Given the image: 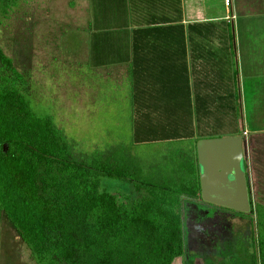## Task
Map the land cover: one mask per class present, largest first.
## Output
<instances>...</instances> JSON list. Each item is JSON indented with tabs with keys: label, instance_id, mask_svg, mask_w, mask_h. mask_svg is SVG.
Here are the masks:
<instances>
[{
	"label": "trees",
	"instance_id": "16d2710c",
	"mask_svg": "<svg viewBox=\"0 0 264 264\" xmlns=\"http://www.w3.org/2000/svg\"><path fill=\"white\" fill-rule=\"evenodd\" d=\"M18 3L0 0V15ZM26 86V77L0 47V212L34 263L172 264L183 255L182 199L201 200L200 136L192 133L187 141L179 134L153 136L146 143L169 144L158 157L161 162L148 164L137 153L145 143L139 139V117L128 144L80 150L75 158L54 116L37 111ZM244 167L252 205L246 216L257 247L251 264H264V165L256 171L263 186L255 201L247 154ZM103 177L133 183L137 197L121 202L101 189Z\"/></svg>",
	"mask_w": 264,
	"mask_h": 264
},
{
	"label": "rangeland",
	"instance_id": "374dc122",
	"mask_svg": "<svg viewBox=\"0 0 264 264\" xmlns=\"http://www.w3.org/2000/svg\"><path fill=\"white\" fill-rule=\"evenodd\" d=\"M83 4L84 0H19L6 16L0 15V47L26 77L25 91L37 111L54 116L75 158L80 150L126 145L132 136L129 86L122 85L117 77L105 76L104 70H92L95 61L81 22ZM104 55L115 60L110 53ZM232 67L237 71L235 98L222 101L221 108L213 110L214 116L201 123L199 129L205 138L242 135L246 141L242 131L249 128V123L257 125L251 102L244 100L243 70L237 61H232ZM168 144L144 143L137 149L138 156L148 164H158ZM260 149L255 153V171L248 170L253 201L263 186L261 172H256L263 162L257 154ZM101 181V189L115 194L123 203L127 197H137L133 183L110 177ZM180 210L185 251L172 264L252 263L257 250L255 230L245 213L187 197L182 199ZM0 264H35L1 212Z\"/></svg>",
	"mask_w": 264,
	"mask_h": 264
},
{
	"label": "crops",
	"instance_id": "0c3cea01",
	"mask_svg": "<svg viewBox=\"0 0 264 264\" xmlns=\"http://www.w3.org/2000/svg\"><path fill=\"white\" fill-rule=\"evenodd\" d=\"M81 16L92 70L129 86L130 140L139 117L145 143L161 135L205 138L201 123L235 98L237 61L257 118L242 131L248 170L256 148L264 165V0H84Z\"/></svg>",
	"mask_w": 264,
	"mask_h": 264
},
{
	"label": "water",
	"instance_id": "95a60500",
	"mask_svg": "<svg viewBox=\"0 0 264 264\" xmlns=\"http://www.w3.org/2000/svg\"><path fill=\"white\" fill-rule=\"evenodd\" d=\"M201 200L240 213L251 212L242 135L202 138L196 143Z\"/></svg>",
	"mask_w": 264,
	"mask_h": 264
},
{
	"label": "built area",
	"instance_id": "2783aa9c",
	"mask_svg": "<svg viewBox=\"0 0 264 264\" xmlns=\"http://www.w3.org/2000/svg\"><path fill=\"white\" fill-rule=\"evenodd\" d=\"M224 3L229 6L230 4V0H224ZM243 134L246 136L247 135V131H244Z\"/></svg>",
	"mask_w": 264,
	"mask_h": 264
}]
</instances>
